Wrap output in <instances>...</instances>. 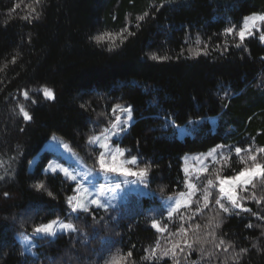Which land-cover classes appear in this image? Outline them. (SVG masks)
Returning <instances> with one entry per match:
<instances>
[{"label": "trees", "instance_id": "1", "mask_svg": "<svg viewBox=\"0 0 264 264\" xmlns=\"http://www.w3.org/2000/svg\"><path fill=\"white\" fill-rule=\"evenodd\" d=\"M253 13L264 14V0H0V264H237L241 248L247 252L238 264H264V178L253 177L246 191L236 187L251 212L225 213L215 203L217 176L251 168L249 155L264 164V153L256 151L264 148V22L258 20L241 47L235 35ZM227 27L232 35L223 34ZM101 33L113 35L90 39ZM153 53L166 58L151 59ZM44 88L54 99L44 97ZM20 105L31 120L23 119ZM118 105L131 108V122L117 141L148 168L149 193L128 191L107 210L74 219L67 197L75 182L43 169L46 151L32 167L29 161L56 134L95 162L98 149L89 140L116 118ZM177 127L191 133L178 136ZM212 147L216 153L189 202L169 217L164 198L187 186L183 158ZM236 147L251 148L241 153L245 163ZM208 179L213 195L205 207ZM37 182L43 190L33 187ZM253 193L260 204L240 199ZM56 216L77 232L34 240L39 247L24 251L16 232ZM154 220L167 229L153 228ZM181 226L186 231L178 233ZM221 237L230 242L228 251L215 247ZM177 242L183 253L176 248L177 258L171 251L162 256Z\"/></svg>", "mask_w": 264, "mask_h": 264}, {"label": "snow or ice", "instance_id": "2", "mask_svg": "<svg viewBox=\"0 0 264 264\" xmlns=\"http://www.w3.org/2000/svg\"><path fill=\"white\" fill-rule=\"evenodd\" d=\"M37 3H39V0H36ZM31 12L35 14L34 18L35 19H39L40 17V13L36 12L35 8L31 9ZM149 15V13H144V15L139 16L137 18L138 21H143L145 20V18ZM23 19L27 20L29 23L32 22V17L29 16H25L23 17ZM259 20L264 22V14H255L253 13L251 16H246L244 17V24L243 26L240 28V30L238 32L235 33V35H237L239 37V40L241 41V44H237L236 47H241L243 41L245 40L247 35L252 34L251 29L255 27V22ZM249 21H251V25H249ZM139 26V25H138ZM257 31H259V29H257ZM234 33V29L233 27H227L224 29V35L228 36V35H232ZM113 34L108 33H101L98 34L96 36H92L90 37L91 40L96 41L97 43L102 42L106 36H112ZM119 35V34H117ZM129 35H133V33H129ZM259 39L261 42H264V32H262L259 35ZM123 41H121L122 43ZM205 47H207V45H205ZM217 47H221V45H217ZM224 47L226 48V45H224ZM109 50H111V47L109 48ZM151 59H165L166 57H158L155 53L152 54V56L150 57ZM12 62L15 63L16 62V57L14 56L12 58ZM43 93H44V97L46 99H54V93L52 92L51 89L48 88H44L43 89ZM25 99H29V94L28 92H24L23 93ZM33 103H35V101H33ZM83 107V105H82ZM226 107V105H225ZM19 111L20 113L23 115V119L25 121H29L32 119V117L29 115V112L25 109V107L23 105L19 106ZM125 111L128 113L129 117H131V108L125 109ZM119 119V118H117ZM123 124L126 126L128 124V121L125 120L123 121ZM115 127V125H114ZM108 129H105V132H107ZM116 136H120L121 133L117 132L115 133ZM56 137H53V140H55ZM105 139H107V137H105ZM95 140L94 139H90L89 143H94ZM115 143V141H114ZM102 148L108 147V145L106 144H101ZM217 147H222V146H217ZM258 153H264V148H259L256 150ZM126 150L119 147V145L117 144L115 151H112L111 149L109 150V152L105 153L103 151H101L99 153V157L97 160V163L99 164V169L100 172L103 173H113V174H117L116 176L113 177V179H119L120 176L125 177V179L122 181V183H134V181H129L126 178L128 176H132V177H140L142 182L147 183V180L145 178L149 177V171L148 168H141L139 170L134 171L132 168L130 167H126L124 166L123 163H118L117 162V158L120 156H124L125 155ZM242 152H248L251 153V148L249 147L248 149H242L240 147H236L235 148V153L237 156H241ZM216 153V149H212L209 153V155H214ZM130 155V153H129ZM109 157H110V161H109ZM221 159H226L225 157L221 156ZM248 160H250L252 162V167L248 168V167H243L241 168L234 176H225L223 179H221L219 176H217V181L220 184V188H219V192H220V196H216L215 197V203L216 205L219 206V208L225 212V213H229L231 211H234L236 209H239V212H236L237 215H239L240 212H251L250 208H246L243 206V204L241 202H239V199L237 197V192H236V187L239 185L242 187L243 190H247V185H249L251 183L252 177L254 176H260L261 178H264V164H259L256 163L257 161V156L256 155H249L247 157ZM138 162V157L132 156L130 160L126 161V163L128 164H136ZM241 162L245 163V159L243 156H241ZM60 168V171H62L65 175L66 178L72 180V181H77L78 180V176L72 174L68 168H64L62 166H58ZM88 175L89 173H85L84 179L87 182L88 181ZM0 179H4L3 176H0ZM213 185V180L212 179H208L207 181V187L205 188L204 191V196L203 199L205 201V207L208 206V199L210 196H212L213 194L209 191V188ZM227 185V187H226ZM120 185L117 184V187H119ZM253 187H255V185H252ZM33 187L37 190V191H41L44 189V183L43 182H37L33 185ZM92 187L94 188L95 185L93 184ZM194 187V186H193ZM81 188H83V185H80L77 189H74V191L79 192L81 190ZM103 189H104V185L101 184L100 185V189L98 191V195H103ZM84 192L87 193V196H69L67 197V203L70 206V215L74 218V219H79V214L80 213H84V214H92L94 211L100 209V208H104L105 210H107V204L102 203L101 200L99 198H91L93 196L92 192H89L87 188H83ZM193 193H189V195H192ZM8 193H4L5 197H8ZM181 196L184 195V193L180 194ZM48 196H52L51 192H48ZM222 198H226L229 206H226L225 203L222 202ZM253 199L255 200V202L257 204H260L261 201L260 200H256L255 194L253 193V195L251 197H241L240 199ZM75 201V202H74ZM92 206H95V208H93ZM180 208V202L179 200H177L176 203V208L172 209L171 211L168 212V216L172 217L173 213L176 212L178 209ZM197 211H200V209L198 208ZM253 215H257V213H252ZM262 219H264V217H261ZM93 219L95 220V216H93ZM153 228H156L158 231H165L167 229V225H165L163 228L159 227L158 224L156 223V221L154 220L152 223ZM197 227H199V225H197ZM248 227H251V225H248ZM94 231H96V229H93ZM180 231H186L185 229H183V226H181L180 229H178V233ZM77 232V228L75 227V225L71 222H62L61 220H59V218L49 221L48 223H44V224H40L38 226H36L33 229V239L32 240H27L25 238V247L27 248L29 245H33L34 247H39V245H35L33 242L34 240H38V239H47V240H52L54 239L56 236L64 234V233H74ZM177 233V234H178ZM213 239L215 240L216 238V233L213 232L211 233ZM20 236H23V234H20ZM159 245V242L157 241V246ZM185 245L188 248H192L193 246L191 244H188L187 241H185ZM223 245V250L224 251H228L229 248L231 247L230 242L226 243L225 240L221 237L219 239V243L215 244V247L217 249H220L221 246ZM176 248L180 249V253H183L184 249L183 247L180 246L179 242H177L176 245L173 246L172 249L170 250H165L162 252V256H168L169 255V251H171L172 257L175 259L179 256L180 253H178L176 251ZM145 251H148L147 249ZM247 252V249L245 248H241L240 249V253H237L234 257V259L237 261H239V256L241 253H245ZM152 253V257H155L156 255V249L153 248L151 250ZM33 255H35V253H33ZM132 252L129 251L127 253L128 257H131ZM205 255H207V253H205ZM151 258V257H149ZM123 259V257H122ZM106 264H113V261H106ZM195 264V262H194Z\"/></svg>", "mask_w": 264, "mask_h": 264}, {"label": "rangeland", "instance_id": "3", "mask_svg": "<svg viewBox=\"0 0 264 264\" xmlns=\"http://www.w3.org/2000/svg\"><path fill=\"white\" fill-rule=\"evenodd\" d=\"M258 22H259L258 20L255 22L254 28H256V24ZM251 23L252 22L249 21V25H251ZM254 28H252L251 31H253ZM128 108L129 106H125V105L115 106L116 118L112 122L103 125L101 127V130L90 138L95 140L94 143H90V144H92L95 148L98 149V153L94 158L95 162L93 163L86 162L84 157H82L68 141L62 139L56 134H52L42 144L38 152L30 159L28 164L29 167H32V165L39 158L42 152L44 151L48 152V156L46 157L45 162L43 164V169L45 171L61 172L62 175L65 176L64 173L60 171V168L58 166L68 168L72 174L78 176V180L73 181L75 182V189H77L80 185H83V188H87L89 192L93 193V196L91 198H99L101 202L107 204L108 207L116 205L121 200L122 196L128 191L138 194H148L149 188L147 186V183L142 182L140 177L128 176L126 179L129 181H134V183L125 184L122 183L125 177L120 176L119 179H113V177L116 176L117 174L100 172L99 164L97 163L99 153L101 151L105 153L109 152L110 149L112 151H115L117 144L119 145V147L123 148L117 141V138L119 136H116L115 133L120 132L121 129L125 127L123 121L127 120L128 121L127 125H129V123L131 122V117H129L128 113L125 111V109ZM105 129H108V131L105 132ZM187 133H191L187 127H177L178 136H183ZM53 137H56V139L53 140ZM105 137H107V139H105ZM101 144H106L108 145V147L102 148ZM214 148L217 150L216 147H212L205 152L189 153L183 158V170L186 173V179H187L186 190L182 192L184 193L183 196H181L180 195L181 193H179L164 198L163 204L164 207L167 208V210L171 211L172 209L176 208L177 200H179L180 206L185 205L189 202L191 197L189 193H193L195 191L197 181L200 178L202 172L204 171L208 159L214 157V155H209L210 151ZM132 156L135 155L133 154L129 155V153L126 151L124 156H120L117 158V162L123 163L124 166L130 167L134 171L144 168L141 165V163H139V161L136 164L126 163V161L130 160ZM109 161H110V157H109ZM86 172L89 173L87 182L84 179ZM220 178L223 179L224 177H220ZM68 180L72 181L70 179ZM93 184L95 185L94 188L92 187ZM101 184L104 185V189H103L104 194L102 196L98 195V191L100 189ZM117 184H119L120 186L117 187ZM83 188H81L79 192L75 191L71 196L74 197L87 196V193L84 192ZM219 188H220V184L218 182V190ZM57 218H59V220H61L62 222H69L61 216H56L52 220H55ZM35 227H33V229ZM33 229L28 233L16 232L15 234L18 240L20 241L24 251L26 252H31L34 247L33 245H29L27 248L25 247V238L27 240L33 239ZM20 234H23V236H20Z\"/></svg>", "mask_w": 264, "mask_h": 264}]
</instances>
